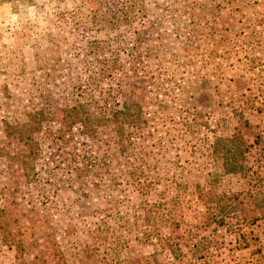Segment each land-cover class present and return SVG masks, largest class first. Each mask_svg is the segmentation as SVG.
Returning <instances> with one entry per match:
<instances>
[{"label":"rangeland","instance_id":"374dc122","mask_svg":"<svg viewBox=\"0 0 264 264\" xmlns=\"http://www.w3.org/2000/svg\"><path fill=\"white\" fill-rule=\"evenodd\" d=\"M46 4L52 10L48 31L27 23L0 34V149L22 152L29 162L31 136L38 153L34 184L0 156V204L11 231L41 243L34 255L51 238L66 264H76L78 248L93 237L101 240L95 227L102 221L129 241L118 251L126 262L150 253L132 240L147 202L155 225L168 219L200 237L211 234L223 247L215 253L218 260L264 264V0ZM94 57L116 58L119 70L106 76ZM87 85L101 90L111 107L129 105L124 117L139 110L143 122L134 130L121 120L118 132L110 123L96 125L102 114L95 101L89 137L76 126L65 129L61 110L73 105L77 87ZM21 125V140L9 143L7 135L18 130L7 126ZM59 147L77 157L59 154ZM248 155L244 176L223 173L228 156L246 165L242 157ZM75 169L86 173L77 183L89 196L84 211L67 181ZM225 196L241 202L239 216H223L218 224L217 211L228 203L212 205L213 221L204 199ZM14 256L0 243V264H15ZM45 257L52 264L51 254ZM158 261L173 263L166 255Z\"/></svg>","mask_w":264,"mask_h":264},{"label":"trees","instance_id":"16d2710c","mask_svg":"<svg viewBox=\"0 0 264 264\" xmlns=\"http://www.w3.org/2000/svg\"><path fill=\"white\" fill-rule=\"evenodd\" d=\"M98 44L100 43L97 41L92 42L89 45L96 46ZM94 61L98 65L97 69L101 73H106V76H110L111 73H116V71L119 70L116 58L101 59L100 57H94ZM76 91L73 105L69 108H63V110H61V112H63L61 125H63L65 129L76 126L82 135L89 137L91 133V112L89 106H91L92 103H95V101L100 102L98 105V114H102L98 119L95 118L96 125L100 123H110L112 124L115 132H118L117 130H120L121 128V120H124V124L132 126L134 130L136 129L133 126L137 125L138 122H143L139 110H137L135 114H128L125 112L124 117V110L128 111L130 106L123 103H117L115 106L111 107L105 99L106 95L103 94L101 90H90L87 85L84 87H77ZM96 91L98 92L95 93ZM96 96L99 99L93 100ZM7 127L12 131L25 128L24 125ZM25 130L26 129L23 131ZM23 131H15L16 133H14L13 136L7 135L9 136V143L13 142L15 144L17 141H20L23 136ZM26 140H28L26 142V146L29 148V151H27L29 162L24 160L27 156H25L22 152L18 153V151L14 152V154H8L6 149H0V156L4 157L6 155L5 158L7 159V167L11 168L10 170H12L11 166H19L21 168L23 181H25V183L34 184L36 181L35 178H33V163L35 158H37L38 153L36 148L34 150L32 148L35 143L33 142L31 136H27ZM66 150L67 149H60L59 154H64L68 157H77L73 149L68 151L67 154ZM54 155L58 154L54 153ZM229 156L226 161L221 164L223 173L244 176L245 172L249 170V166L247 165L250 163V155H248V157H242L243 161L247 162L246 165L237 163L236 160L231 159L232 156ZM238 156L239 153L235 154L234 158L237 159ZM251 157L255 158L253 155H251ZM17 161L20 165H17ZM83 174L86 173L82 169H75L73 172L69 173L71 176L67 181L74 184L76 191L74 189L72 191L74 192V196L77 195V198L75 199L76 207L79 210L84 211V207L87 205V202L84 200H89V196L80 192L82 188L77 187L79 180L84 177ZM13 182H17V180H13ZM2 188L4 187L2 186L0 189L3 190ZM1 196H4V193H2ZM233 199H235V201H233ZM11 201L16 202V197L11 198ZM221 201L227 202L228 206L224 210L217 211L218 214H221V217L218 218L217 221L221 220L223 216H228L229 214H231L234 218H238L239 214H236L235 212L237 206L240 205L241 202L237 200V197L233 198L231 196H225L214 199L205 198L204 202L207 204V210H209L207 213L208 215L211 214L210 216H212V220L214 221L216 219V214L213 213L215 211L212 210L215 208L212 205L214 203L218 204ZM106 205H108L107 201ZM151 207L152 206L147 202L143 203L141 216L142 223L140 225V229H137L136 234L132 239L140 247H149L150 253H139L134 259H129L126 262L121 261L118 256V251L128 248L130 244L129 241L121 231H119V233L108 232L104 223L100 221L95 229L98 237H101V240L98 239V241H96L95 237H93L89 245H84L81 248H78L74 254V257L77 260L76 264H160L158 258L161 255L169 256L173 261L172 264H239L231 260L223 262L221 259L218 260L216 258L215 253L223 247L216 240L214 241L213 236H210L211 234L200 237L197 235L196 229L192 231L182 229L176 224L172 225L168 219L164 220L163 226L155 225V213ZM2 208L4 209V205L0 204V243L15 254V264H49L47 263L45 257L47 254H51V257L54 259L52 264H66V259L63 257L57 244L48 237L43 241V245L38 247L40 250L39 254L41 256L38 254H31L34 247L40 246L39 244L41 243H36L34 245L28 241H23L21 237L18 238L17 234L11 231L13 230L12 226H8V219L6 220L7 215ZM219 222L220 221H218V224H220ZM164 230H166L167 233H162ZM25 257L28 259H25Z\"/></svg>","mask_w":264,"mask_h":264},{"label":"clouds","instance_id":"9594fccd","mask_svg":"<svg viewBox=\"0 0 264 264\" xmlns=\"http://www.w3.org/2000/svg\"><path fill=\"white\" fill-rule=\"evenodd\" d=\"M52 10L46 0H0V34H14L25 24L32 23L40 30L48 31ZM8 43H14L9 39Z\"/></svg>","mask_w":264,"mask_h":264}]
</instances>
